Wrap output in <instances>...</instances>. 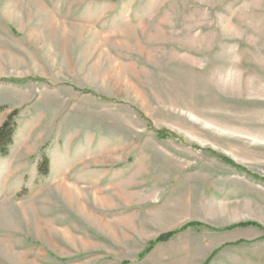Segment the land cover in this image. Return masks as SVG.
Listing matches in <instances>:
<instances>
[{"label":"rangeland","instance_id":"obj_1","mask_svg":"<svg viewBox=\"0 0 264 264\" xmlns=\"http://www.w3.org/2000/svg\"><path fill=\"white\" fill-rule=\"evenodd\" d=\"M14 113L0 264H264V0H0Z\"/></svg>","mask_w":264,"mask_h":264},{"label":"trees","instance_id":"obj_2","mask_svg":"<svg viewBox=\"0 0 264 264\" xmlns=\"http://www.w3.org/2000/svg\"><path fill=\"white\" fill-rule=\"evenodd\" d=\"M14 115L15 113L11 116H8L0 126V156L6 155L8 147L12 144L13 135L16 128V124L13 121ZM168 136L172 137L173 135ZM167 237L168 234H166L164 237H159L157 240L160 241Z\"/></svg>","mask_w":264,"mask_h":264}]
</instances>
